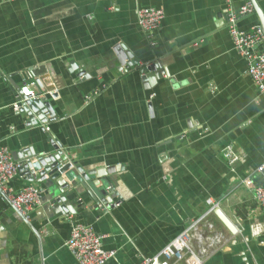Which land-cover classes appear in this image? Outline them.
<instances>
[{"label": "crops", "instance_id": "0c3cea01", "mask_svg": "<svg viewBox=\"0 0 264 264\" xmlns=\"http://www.w3.org/2000/svg\"><path fill=\"white\" fill-rule=\"evenodd\" d=\"M145 9L164 12L151 40ZM228 18L224 0H0V147L21 166L56 147L82 170L70 186L31 168L7 181L42 197L27 223L0 196V264H77L69 217L105 236L106 264H264V99ZM236 25L261 29L254 10ZM24 88L50 109H20ZM208 200L224 209L180 240Z\"/></svg>", "mask_w": 264, "mask_h": 264}, {"label": "built area", "instance_id": "2783aa9c", "mask_svg": "<svg viewBox=\"0 0 264 264\" xmlns=\"http://www.w3.org/2000/svg\"><path fill=\"white\" fill-rule=\"evenodd\" d=\"M224 2L229 13L227 30L231 36L233 47L246 60L247 74L254 84L258 97L264 99V36L262 31L260 28L242 31L236 25L237 19L252 14L253 10L249 4L234 12L230 4L231 1L224 0ZM136 16L144 36L147 40H151L152 34L161 26L164 12L161 9H145L139 10ZM21 99L31 102L35 100V97L30 90L24 88L17 95V101L19 102ZM20 166L21 164L14 163L7 148L0 147V196L13 211L29 223L31 213L41 204L42 191L33 185L25 186L18 191H13L8 187L7 181L17 173ZM256 172L259 175L264 174V162L256 168ZM254 197L257 205L264 209V183L256 187ZM207 205L209 209L204 218L191 224L180 236V240L187 238L191 231L203 224L209 216L224 209L220 202L213 200H208ZM115 206H119V203H116ZM97 207L103 209L100 204H97ZM68 224L70 237L66 246L77 264H106L113 258L112 252L102 249L105 236L96 233L91 225L77 223L71 217L68 218ZM153 263L154 260L144 258L140 262V264Z\"/></svg>", "mask_w": 264, "mask_h": 264}, {"label": "water", "instance_id": "95a60500", "mask_svg": "<svg viewBox=\"0 0 264 264\" xmlns=\"http://www.w3.org/2000/svg\"><path fill=\"white\" fill-rule=\"evenodd\" d=\"M251 5L253 7V10L255 14L258 16L260 27L262 34L264 36V19L261 14V11L259 10L258 6L255 4L254 0H251ZM135 63V62H134ZM133 63V64H134ZM144 78L143 82L144 85L149 82H155L158 78L157 74L154 73V67H147L145 70H143ZM44 103V106H47L48 109L49 105L48 102H46L45 99L43 100H32L31 102L27 101L26 99L19 100V107L23 111H25L28 115H31L33 113H37L38 111H45L42 104ZM51 112V110L49 111ZM52 116L54 117V114L51 112ZM56 150V153L50 154L49 156H41L40 159L37 160L36 163H31L28 165H23L18 168V171L23 173L24 170H27L28 168H31L35 171H39V176H43L44 174H47V178L51 180H56V177H63L66 176V185L71 184V182L76 179L80 182L77 172L82 173L81 168L75 167L73 169V165L70 162H67L66 156L63 155L56 147H54ZM43 169V170H42ZM29 180L32 179V175L35 173H31L29 171ZM33 175V176H34ZM82 184V182H80ZM63 186V185H62ZM89 196L94 199L95 196L92 192L88 190Z\"/></svg>", "mask_w": 264, "mask_h": 264}, {"label": "rangeland", "instance_id": "374dc122", "mask_svg": "<svg viewBox=\"0 0 264 264\" xmlns=\"http://www.w3.org/2000/svg\"><path fill=\"white\" fill-rule=\"evenodd\" d=\"M96 93V92H95ZM89 98V96H87Z\"/></svg>", "mask_w": 264, "mask_h": 264}]
</instances>
